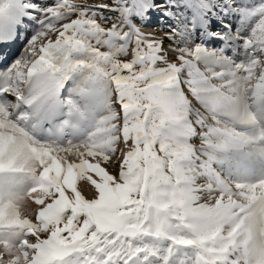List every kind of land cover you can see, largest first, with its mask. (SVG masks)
Segmentation results:
<instances>
[{"label": "snow or ice", "instance_id": "obj_1", "mask_svg": "<svg viewBox=\"0 0 264 264\" xmlns=\"http://www.w3.org/2000/svg\"><path fill=\"white\" fill-rule=\"evenodd\" d=\"M0 264H264V0H0Z\"/></svg>", "mask_w": 264, "mask_h": 264}, {"label": "rangeland", "instance_id": "obj_2", "mask_svg": "<svg viewBox=\"0 0 264 264\" xmlns=\"http://www.w3.org/2000/svg\"><path fill=\"white\" fill-rule=\"evenodd\" d=\"M82 3H99L100 0H80ZM171 23V21H169ZM145 32L155 33L157 37H162L167 31L166 25H161L156 21L155 15L153 16V21L143 29ZM168 41H165V46L167 47ZM81 187L86 195L90 194V190L86 184H81Z\"/></svg>", "mask_w": 264, "mask_h": 264}, {"label": "bare ground", "instance_id": "obj_3", "mask_svg": "<svg viewBox=\"0 0 264 264\" xmlns=\"http://www.w3.org/2000/svg\"><path fill=\"white\" fill-rule=\"evenodd\" d=\"M149 33V32H148Z\"/></svg>", "mask_w": 264, "mask_h": 264}]
</instances>
